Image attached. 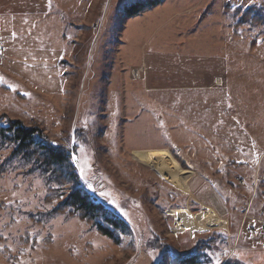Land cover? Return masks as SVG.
<instances>
[{
    "label": "rangeland",
    "instance_id": "obj_1",
    "mask_svg": "<svg viewBox=\"0 0 264 264\" xmlns=\"http://www.w3.org/2000/svg\"><path fill=\"white\" fill-rule=\"evenodd\" d=\"M137 1L151 0H0L1 122L36 124L68 149L85 170L81 177L76 167L80 184L132 227L114 244L77 217L52 212L58 202L43 201L48 183L39 167L0 139V264H186V255L197 264H264V232L255 220L264 201V184L259 191L255 182L264 172V0L225 1L232 7L223 14V0H166L128 16L125 8ZM194 4L185 20L174 19L184 31L204 7L202 27L222 20L239 28L232 41L239 49L232 53L242 52V58L229 82L235 113L227 146L176 137L179 125L201 115L194 114L204 105L197 93L118 88L129 77L123 68L135 66L145 52L155 54L149 47L168 39L162 12ZM33 10L46 13L30 15ZM254 16L260 21L253 22ZM131 73L141 78L143 68ZM214 118L219 121L218 114ZM154 149L192 171L186 190L150 166L147 150ZM176 155L193 162L187 167ZM176 208L192 214L211 208L224 223L174 231L175 219L166 212ZM156 238L170 249L159 247Z\"/></svg>",
    "mask_w": 264,
    "mask_h": 264
},
{
    "label": "crops",
    "instance_id": "obj_2",
    "mask_svg": "<svg viewBox=\"0 0 264 264\" xmlns=\"http://www.w3.org/2000/svg\"><path fill=\"white\" fill-rule=\"evenodd\" d=\"M165 1L162 0L155 6L153 5L154 8L163 6ZM200 1L204 2L205 0H198V2ZM223 1L219 11L220 14L225 13L232 7L225 2L229 0ZM167 2L171 5L172 1L167 0ZM193 7H196L195 4L179 12L177 10L162 12L167 17L165 25L168 26L167 28L172 27V30L165 28V31L169 33L168 39L156 48L149 47L155 54L147 55L145 52L135 66L123 68L120 72H123L124 69H129V77L126 80L122 78L118 88L120 90L122 85L127 84L128 91L132 87L133 91L131 92L146 94L197 93L196 99L203 100L204 105L203 107L197 106L194 109V114L201 115L197 121L191 124L183 123V125H179L176 137L180 140H183L184 137L185 142L192 143V145L197 144L208 147L227 146L230 145L228 142L229 135L227 134L228 123L232 118V113H235L231 107L232 93L228 89L229 82L235 76V73H233L235 72V68L233 67L242 58V52L238 56H234L232 53L233 49H239L232 45L233 37H238L239 28L237 27L236 31L232 27V22L226 23L222 20H219L217 25H214L212 28L202 27V16L207 9L204 7L198 14L191 17L193 23L184 31L183 28L177 26L179 22L174 21V19L178 17L185 20L188 15L187 11ZM241 7L238 6V9L242 10L243 8ZM209 10L210 8L207 12ZM45 13L36 10L29 12L30 15H43ZM191 28H193L192 31ZM194 32L199 33L204 38L201 39L197 35L192 36ZM252 44L254 43L252 42ZM156 52L158 53L156 54ZM137 67L143 68L141 78H137L131 73ZM135 83L138 84L136 85ZM216 114L219 115V121L214 120ZM164 149H167L168 152L171 151L167 147H164ZM179 149L177 148V150ZM263 153L264 150H261L259 157ZM177 157L187 167L189 166L186 162H193V159L190 157L184 159L179 158V156ZM218 167L216 166V168ZM188 171L192 174L190 169ZM221 171L228 172L226 166ZM262 186L261 182H259V191L262 189Z\"/></svg>",
    "mask_w": 264,
    "mask_h": 264
},
{
    "label": "trees",
    "instance_id": "obj_3",
    "mask_svg": "<svg viewBox=\"0 0 264 264\" xmlns=\"http://www.w3.org/2000/svg\"><path fill=\"white\" fill-rule=\"evenodd\" d=\"M159 1H137L125 8L126 14L137 15ZM260 19V16H254L253 22H259ZM5 120V123L0 120L1 145L21 154L22 160L31 161L39 167L48 183L43 201L46 204L58 202L52 212L77 217L79 221L91 226L98 235L109 238L114 244L120 242L123 234L131 232L128 218L119 214L108 202L89 193L80 184L76 168V162L79 160L73 162L68 149L53 143L36 124L27 127L18 119ZM51 183L56 184L55 187H52ZM155 242L159 247L170 249L162 239L156 238ZM184 260L186 264H197V258L193 255H186Z\"/></svg>",
    "mask_w": 264,
    "mask_h": 264
},
{
    "label": "bare ground",
    "instance_id": "obj_4",
    "mask_svg": "<svg viewBox=\"0 0 264 264\" xmlns=\"http://www.w3.org/2000/svg\"><path fill=\"white\" fill-rule=\"evenodd\" d=\"M150 166L156 169L159 174L171 182L176 187L186 190V180L190 177L191 172L180 167L166 150H150ZM174 217V231L189 228L190 232L201 228L206 229L211 226H222L224 221L220 220L217 214L211 209L192 214L187 209H169L166 212Z\"/></svg>",
    "mask_w": 264,
    "mask_h": 264
},
{
    "label": "built area",
    "instance_id": "obj_5",
    "mask_svg": "<svg viewBox=\"0 0 264 264\" xmlns=\"http://www.w3.org/2000/svg\"><path fill=\"white\" fill-rule=\"evenodd\" d=\"M259 181H264V172H263L262 176H260V177L257 175L255 182H259ZM239 184H243V181L239 180ZM255 217H256L255 218L256 222H258V224L260 225V228L263 230L262 232H264V202L260 205ZM245 218L246 217L244 216L243 221L245 220ZM248 228H250V226H248Z\"/></svg>",
    "mask_w": 264,
    "mask_h": 264
},
{
    "label": "snow or ice",
    "instance_id": "obj_6",
    "mask_svg": "<svg viewBox=\"0 0 264 264\" xmlns=\"http://www.w3.org/2000/svg\"><path fill=\"white\" fill-rule=\"evenodd\" d=\"M49 3H51V0H49ZM0 79H2V78H0ZM70 155H71V160H72L73 162H76L78 158H77L74 154H70ZM76 167L80 169L81 177H83V175H84V171H85L84 168L81 167V165H80L79 163H76ZM88 187H89L90 189H92V191H95V189L92 188V185H91V184H88ZM101 195H102V196H106L107 194H106V193H101ZM113 203H114V202H113ZM217 264H219V261H217Z\"/></svg>",
    "mask_w": 264,
    "mask_h": 264
}]
</instances>
